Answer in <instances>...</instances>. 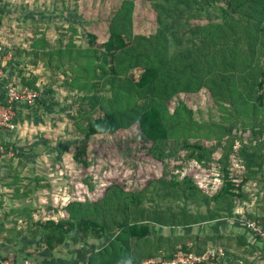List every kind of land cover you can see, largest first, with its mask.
Here are the masks:
<instances>
[{
    "label": "trees",
    "instance_id": "obj_1",
    "mask_svg": "<svg viewBox=\"0 0 264 264\" xmlns=\"http://www.w3.org/2000/svg\"><path fill=\"white\" fill-rule=\"evenodd\" d=\"M116 1L121 5L108 22L107 39L98 46L96 35L89 34L87 48L76 46L69 36L65 43L59 39L56 50L49 47L44 34L33 33L24 39L28 47L20 53L34 66L41 60V66L45 64L53 73L64 67V59L71 66L72 76L69 69H63L62 76L70 90L77 92L72 119L79 138L85 140L72 155L77 167H88L90 138L134 128L142 142L150 144L148 154L168 167L169 174L150 189L133 193L115 185L98 192L92 178L85 177L84 200L40 210L6 203L28 198L49 184L35 176L33 187L20 190L17 184L27 179H20L22 169L17 172L19 164L12 166L13 157L1 158L3 186L14 187L9 193L0 192L1 241L13 246L30 234L41 238L45 250L53 251L65 243L76 247L88 238L99 240L112 234L86 257V264L150 260L155 262L148 264H160L158 258L170 260L178 253L201 255L228 235L204 233L198 239L190 235L156 241L152 230L211 228L217 221L237 225L242 218L264 220V143L255 139L250 143L246 137L250 133L256 138L264 130V0ZM134 2L147 3L153 11L154 33L131 32ZM202 17L204 24L199 23ZM1 31L11 33L0 19ZM18 39L14 36L13 43ZM19 49L12 47V51ZM54 54L59 56L56 64L50 60ZM78 58L85 64H78ZM29 76L20 77L19 85L36 91V76L31 72ZM200 92L221 115V122L208 125L216 133L211 143L201 137L191 141L182 133L191 130L194 122L180 96ZM170 102L175 104L172 111ZM246 119L250 123L245 124ZM230 127L235 132H229ZM202 172L210 192L204 191L199 180ZM234 240L238 247H250L244 236Z\"/></svg>",
    "mask_w": 264,
    "mask_h": 264
},
{
    "label": "rangeland",
    "instance_id": "obj_2",
    "mask_svg": "<svg viewBox=\"0 0 264 264\" xmlns=\"http://www.w3.org/2000/svg\"><path fill=\"white\" fill-rule=\"evenodd\" d=\"M120 5L121 2L116 0L111 2L107 0H0L1 22L11 32H0V71L2 70L0 104L2 96L5 97L3 100L7 99V90L11 88L24 89L19 85L20 77L30 78V72L36 76V99L28 105H14L17 123L13 131L0 128V145L7 147L10 153H14V161L11 164L14 168L19 164L16 171L19 172L22 169L19 172L20 179L27 178L19 183L24 186L22 190L33 187L35 176L43 178L49 184L48 187L28 195V199L35 202L34 205H31L32 208L45 210L47 206H63L72 199L84 200L86 188L82 182L85 177L92 178L98 192L105 190L108 186L115 185L124 191L133 193L141 192L146 188L150 189L157 179L164 174L165 176L169 174L168 167H164V164L155 161L148 154L150 144H144L134 128L110 136L90 138L87 142L88 167L86 169L77 167L72 161V155L85 140L79 138L72 119L77 104V92L70 90L64 83L65 77L62 76L71 66L63 58L64 67L53 73L54 70L45 68V64L41 66L43 63L41 60H37L38 65L34 66L30 59L28 60L20 53L28 47L24 44V39H30L34 35L33 33L39 37L44 34L49 47L56 50L59 48V39L61 38L65 43L69 36L76 46L87 48L89 34L96 35L98 46L107 39L108 22L113 16H116ZM128 7V4L123 6L122 14ZM5 12L8 13L7 16L4 15ZM130 13V17L133 19L131 25L133 34L148 36L154 33L156 21L153 11L147 3L134 2ZM199 23L204 24L205 18L202 17ZM70 25H72V29L69 28ZM65 31L66 35L63 37ZM14 36L19 38L16 44L13 43ZM13 46L19 47V52L12 51ZM12 58L14 61L9 63ZM78 59V64H85L84 59ZM50 60L56 64L59 61V56L54 54ZM75 64L77 66V62ZM69 71L67 73L72 76L74 72L70 69ZM207 98V95L201 92L180 96L182 102L192 111L193 128L182 131L191 141L200 137L206 143L216 140L214 138L216 133L208 125L214 121L221 122V115L220 112L212 108L211 104H208ZM174 105V102L168 104L170 111ZM246 121L245 124L250 123L249 120L246 119ZM223 124L227 125L228 123L224 122ZM228 130L232 133L235 132L233 127ZM246 137L251 140L250 143H253L250 133ZM25 161L29 163L30 167ZM205 177L206 173L202 172L199 175V180H201V184H204V191L210 192L206 191ZM41 184L43 185L45 182L43 181ZM2 187L0 181V192L4 193ZM37 202L42 205H37ZM18 222L20 223V219ZM228 222L211 223V225L216 224L218 228L220 226L225 228L226 231L223 233L228 235V238L217 246L232 252V255L235 256L232 257L234 260H242L245 264H250L248 257L253 259L256 257L255 260H257L254 251H251L252 248L238 247L241 248V251L237 248L235 236H231L229 231L227 232V229L230 230L229 228L236 231L237 225ZM207 231L209 228H205L204 225L176 229L153 227L152 236L156 241H164L166 237L176 238L177 236L190 235L198 239ZM111 237L112 234L99 240L91 238L90 246L88 243H81V246L73 248L65 246L67 250L79 249V256H85L87 253L99 250ZM234 250L235 253H233ZM83 251L85 252L82 253ZM79 256L73 257L74 264H78V262L86 264V259L79 258ZM261 257L260 262H264L263 256ZM160 259L162 260V257L157 260Z\"/></svg>",
    "mask_w": 264,
    "mask_h": 264
},
{
    "label": "crops",
    "instance_id": "obj_3",
    "mask_svg": "<svg viewBox=\"0 0 264 264\" xmlns=\"http://www.w3.org/2000/svg\"><path fill=\"white\" fill-rule=\"evenodd\" d=\"M5 16L8 15L7 12H5L4 14ZM0 19L2 20V17H0ZM15 24H17L15 22ZM1 90V89H0ZM1 96V94H0ZM6 96H7V92H6ZM3 97L1 98V101L3 100ZM6 101V100H4ZM15 124L17 123V119L15 116V120H14ZM14 157V153H10V154H5L3 155L1 158L5 159V158H11ZM25 163L28 165V167H30L29 163L27 161H25ZM13 166V165H12ZM3 170L2 168L0 169V173H2ZM1 183L3 182L5 184V181L3 179L0 178ZM2 183V186H3ZM21 186L20 190H22L24 188V186L17 184L16 187ZM3 190L6 193H9L11 190H13V186L12 187H6L4 188V186L2 187ZM5 204V200H3ZM2 201V202H3ZM6 203L8 205H13V206H24V205H34L35 202L31 201L30 198H21L18 200H15L14 202H11L9 200L6 201ZM37 205H42L39 204L37 202ZM36 218V217H35ZM240 224H237V230H233V228H229L230 230L227 229V232L229 231V233L231 234V236H244L247 240V242L249 243L250 247L248 246V249H251V251H254L255 255L257 256V260L253 259L252 257H248L250 260V264H264V262H260V258H262L261 256H263L262 254L260 255L258 252V249H256L255 247L258 246L260 250H262L264 252V244L259 242L258 240H256L251 234H249V232H247V230H245V228L243 226H239ZM209 228V231H207L206 233H215V234H224L223 232L226 231L225 228H222V226H220V228L216 227V224H213ZM212 231V232H211ZM0 235H2V232H0ZM225 235V234H224ZM91 238H88V240H86V242H82L85 244H89ZM41 238L39 236H31L30 234L23 236L22 238H20L13 246L7 245L5 243H3V241L0 240V259L2 257L7 256L8 254H13L18 260H24V259H28V260H32L37 262L38 264H74V258L75 256H79V249H75V250H67L66 246H70L68 243L63 244L60 247H57L56 249H54L53 251H47L45 250L42 246H41ZM66 245V246H65ZM81 246V244H79ZM78 245V246H79ZM91 244H89L90 246ZM77 247V246H76ZM70 248H73L72 246H70ZM238 248V246H237ZM239 249V248H238ZM241 251V248L239 249ZM250 251V250H249ZM85 251H83L82 253H84ZM235 253V250L234 252ZM90 253H87L85 256H79V258L84 257L86 259V257L89 255ZM232 254V252H231ZM233 256V255H232ZM231 255H228L227 258L228 260L232 263V264H245L242 260H234L232 259ZM260 256V257H259ZM74 257V258H73ZM73 258V259H72ZM264 258V256H263ZM80 260V259H79ZM82 260V259H81ZM83 262V261H82ZM246 262V261H245ZM79 264V262H78ZM249 264V263H248Z\"/></svg>",
    "mask_w": 264,
    "mask_h": 264
},
{
    "label": "built area",
    "instance_id": "obj_4",
    "mask_svg": "<svg viewBox=\"0 0 264 264\" xmlns=\"http://www.w3.org/2000/svg\"><path fill=\"white\" fill-rule=\"evenodd\" d=\"M2 71V70H1ZM0 71V75L2 72ZM7 99L5 103L0 104V128L7 131L15 129V112L14 108L19 104H30L36 97L37 93L32 90L14 89L7 90ZM15 105V106H14ZM264 125V124H263ZM253 138V137H252ZM258 142L264 143V130L256 138ZM10 154L8 149L0 145V159L3 155ZM237 223L243 226L250 234L264 243V220L246 219L242 218ZM225 250L222 247H215L206 250L201 255H194L192 253H178L173 259L158 261L160 264H232L228 258ZM155 261H145L143 264L154 263ZM0 264H38L35 261L24 259L18 260L13 254H8L0 259Z\"/></svg>",
    "mask_w": 264,
    "mask_h": 264
}]
</instances>
